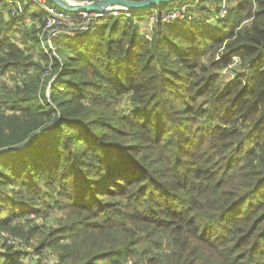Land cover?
<instances>
[{"label": "trees", "instance_id": "1", "mask_svg": "<svg viewBox=\"0 0 264 264\" xmlns=\"http://www.w3.org/2000/svg\"><path fill=\"white\" fill-rule=\"evenodd\" d=\"M187 1L51 40L0 11L1 264H264V0L141 38Z\"/></svg>", "mask_w": 264, "mask_h": 264}, {"label": "built area", "instance_id": "2", "mask_svg": "<svg viewBox=\"0 0 264 264\" xmlns=\"http://www.w3.org/2000/svg\"><path fill=\"white\" fill-rule=\"evenodd\" d=\"M79 2H91V1H84V0H77ZM200 3V0H195L194 3H191V1H187L184 4L181 3L179 6H174L172 9H164L160 13L158 10L153 9L150 13L149 17H154V24L151 22L149 23V17L147 19V31L143 32V35L141 38L146 37L150 38L153 34V28L156 23H172L177 20L182 21H190L188 19H193V21L199 22V20H196L197 18L194 17L196 14L188 12H185V8L187 7H195L196 9H202L201 7H198V4ZM207 6L210 8L208 11H211V15H208L205 17L204 22L209 24L211 27H217L219 24L216 22H220L221 20L225 19L229 15V10L231 6H238L237 0H222L221 6H219V10L217 11L214 6H212L209 3H207ZM157 7V6H156ZM155 7V8H156ZM7 12V15L9 17H18L20 20H22L25 23H31L33 20L39 16L43 17V20L46 21V27L45 29L49 30V37L50 40L52 37L58 36L57 35V28H63L68 27L72 28L74 26H77L79 24H90L89 20L96 16L97 18H101L97 16L96 14H89V13H69L67 11H59L57 10L56 6L51 4L48 0H0V11ZM130 11V10H129ZM202 13H205V10L202 9ZM124 11L120 12H113L109 15L118 16L123 13ZM167 12V13H166ZM172 12V13H171ZM171 13V14H170ZM201 13V14H202ZM152 14V15H151ZM167 15H170L166 18ZM207 15V12H206ZM107 16V15H106ZM37 19V18H36ZM95 20V19H94ZM149 23V24H148ZM216 23V24H214ZM85 28V27H84ZM72 32V37H75L76 34L79 32L76 29H69ZM78 31V32H77ZM219 59V57H218ZM232 63L230 64L229 68L224 70V75L226 76V79L234 78L235 74L231 70L232 68H235L240 63L239 57H233ZM231 80V79H230ZM5 242L12 243L10 239H5ZM19 244V246H18ZM18 244H15L13 246L14 250H21L24 247V244L19 242ZM32 251V250H31ZM33 259H37L38 256L34 253L31 254ZM50 259V258H49ZM55 259V258H53ZM0 259V264H1Z\"/></svg>", "mask_w": 264, "mask_h": 264}, {"label": "water", "instance_id": "3", "mask_svg": "<svg viewBox=\"0 0 264 264\" xmlns=\"http://www.w3.org/2000/svg\"><path fill=\"white\" fill-rule=\"evenodd\" d=\"M54 5H58L64 11L69 13H89L96 14L99 17H105L113 12L131 11V10H149L158 5H164L169 1L174 0H144V1H131V0H94L91 2H79L77 0H49ZM177 1V0H176ZM114 4L119 6L114 7ZM96 19V16L91 18L89 22ZM78 32V31H77ZM24 148V147H22Z\"/></svg>", "mask_w": 264, "mask_h": 264}, {"label": "rangeland", "instance_id": "4", "mask_svg": "<svg viewBox=\"0 0 264 264\" xmlns=\"http://www.w3.org/2000/svg\"><path fill=\"white\" fill-rule=\"evenodd\" d=\"M51 4H53L54 5V3H51ZM180 5V4H179ZM179 5H176V6H179ZM55 6H56V8H57V10H59V11H63V9L61 8V7H59L58 5H56L55 4ZM158 6H161V5H158ZM155 8V7H154ZM164 10V9H163ZM154 11V10H153ZM189 11V14H191V13H194V14H196V16H194V17H196L197 19L196 20H203V19H205V17L207 16L206 15V11H205V13H202L203 11H202V9H196L195 7H192V5H191V7H187V8H185V12H188ZM167 13V12H166ZM172 13V12H171ZM170 13V14H171ZM202 13V14H201ZM128 14H126L125 16H127ZM152 15V14H151ZM170 15H167L166 16V18L167 17H169ZM194 19V18H193ZM193 19L191 20V19H188V20H190V23H193V22H196V21H193ZM145 20V19H144ZM143 20V21H144ZM146 22V23H145ZM145 22H143L142 24H147V20L145 21ZM153 23L154 24V17H149V23ZM148 23V24H149ZM172 23H174V22H172ZM217 24H219V26H217L216 28H214V31L215 32H218V33H222V32H226L227 30H228V27L229 26H227L226 24H223V22L222 21H220V22H216ZM216 23H214V24H216ZM164 24H171V23H164ZM202 24H209V22L208 23H205V22H203ZM208 26V25H207ZM141 31L142 32H145V31H147V27L146 26H143L142 27V29H141ZM143 34V33H142ZM230 80V79H229ZM43 219H41L40 218V221L41 222H44V221H42ZM45 221H46V218L44 219ZM47 223H50L49 221H46ZM5 239H10L11 241H13L12 243H9V242H7V246H9V245H15V244H18L19 242H21L22 243V241L18 238V237H15V236H13L12 234H10L9 233V231L7 230V229H4V228H1L0 227V252H4L5 251V248H3V246H1L2 244H4V243H6L5 242ZM18 246H19V244H18ZM46 256H48V255H46ZM46 256H45V258H46ZM46 259H48V258H46Z\"/></svg>", "mask_w": 264, "mask_h": 264}, {"label": "crops", "instance_id": "5", "mask_svg": "<svg viewBox=\"0 0 264 264\" xmlns=\"http://www.w3.org/2000/svg\"><path fill=\"white\" fill-rule=\"evenodd\" d=\"M1 12L4 14L5 18L8 19L6 10L4 12L3 11H1Z\"/></svg>", "mask_w": 264, "mask_h": 264}, {"label": "bare ground", "instance_id": "6", "mask_svg": "<svg viewBox=\"0 0 264 264\" xmlns=\"http://www.w3.org/2000/svg\"><path fill=\"white\" fill-rule=\"evenodd\" d=\"M113 6H114V7H117V6H119V5H118V4H114ZM7 16H8V15H7ZM8 17H9V16H8ZM9 18H10V17H9Z\"/></svg>", "mask_w": 264, "mask_h": 264}]
</instances>
